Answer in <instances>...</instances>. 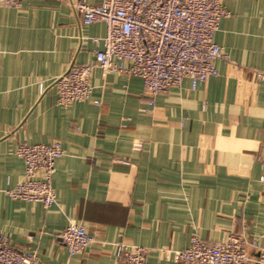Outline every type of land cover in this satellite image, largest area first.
<instances>
[{"label":"crops","instance_id":"0c3cea01","mask_svg":"<svg viewBox=\"0 0 264 264\" xmlns=\"http://www.w3.org/2000/svg\"><path fill=\"white\" fill-rule=\"evenodd\" d=\"M78 1L0 4V234L39 264H117L123 242L146 246L147 264H180L195 232L264 238V0H223L214 38L229 59L195 88L185 77L150 105L141 77L97 66L90 99L65 107L55 80L106 34ZM54 139L56 203L9 197L25 168L17 145ZM70 222L96 239L75 255L58 237Z\"/></svg>","mask_w":264,"mask_h":264},{"label":"built area","instance_id":"2783aa9c","mask_svg":"<svg viewBox=\"0 0 264 264\" xmlns=\"http://www.w3.org/2000/svg\"><path fill=\"white\" fill-rule=\"evenodd\" d=\"M24 0H0V4L20 7ZM83 24L103 21L106 34L96 38L94 58L73 62L54 82L57 103L69 106L90 99L91 76L95 67L104 74L128 72L142 78L148 103L154 96L179 85L190 77L193 87L219 74L218 59L229 54L215 41L221 20L230 12L223 0H102L99 4L78 1ZM101 104V100H93ZM142 143H135L141 149ZM61 140L31 143L22 141L15 153L24 160L23 177L6 192L13 199L41 202L47 209L57 201L53 186L56 162L64 154ZM72 255L93 244L96 239L86 225L70 222L58 234ZM148 248L121 243L117 264H147ZM180 264H264V238L231 232L210 242L197 232L188 246L174 251ZM35 252H24L0 234V264H39Z\"/></svg>","mask_w":264,"mask_h":264}]
</instances>
